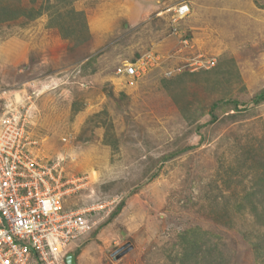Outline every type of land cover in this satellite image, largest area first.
I'll use <instances>...</instances> for the list:
<instances>
[{
  "label": "rangeland",
  "instance_id": "1",
  "mask_svg": "<svg viewBox=\"0 0 264 264\" xmlns=\"http://www.w3.org/2000/svg\"><path fill=\"white\" fill-rule=\"evenodd\" d=\"M128 1L145 22L120 19L106 42L62 40L46 15L0 25V108L26 100L29 133L69 182L65 208L93 222L70 253L77 264H179L180 236L198 229L224 264H255L264 202L254 213L244 200L259 172L242 151L264 148V102H252L264 88V0ZM112 2L72 6L87 23ZM182 3L189 14L176 20ZM221 59L239 75L228 94L203 73ZM134 62L129 87L115 72Z\"/></svg>",
  "mask_w": 264,
  "mask_h": 264
},
{
  "label": "built area",
  "instance_id": "2",
  "mask_svg": "<svg viewBox=\"0 0 264 264\" xmlns=\"http://www.w3.org/2000/svg\"><path fill=\"white\" fill-rule=\"evenodd\" d=\"M189 11L182 3L173 16L180 20ZM115 75L134 86L137 62L122 64ZM25 102L6 100L0 108V264H65L93 222L89 211L65 208L69 182L29 133Z\"/></svg>",
  "mask_w": 264,
  "mask_h": 264
},
{
  "label": "trees",
  "instance_id": "3",
  "mask_svg": "<svg viewBox=\"0 0 264 264\" xmlns=\"http://www.w3.org/2000/svg\"><path fill=\"white\" fill-rule=\"evenodd\" d=\"M27 1L26 4H23ZM76 0H0V25L11 22H17L23 20V22H32L43 15L48 17L47 28L55 30L59 37L65 41H72L74 45H82L86 43L90 36L86 23V18L83 12L76 11L72 4ZM206 75L214 76L212 80L214 82L213 88L216 85L224 83L226 85L223 88V94L231 92V85L234 83L240 84L239 75L234 65L228 60L221 59L216 64V67L210 70H204ZM198 74V73H197ZM197 74H191L192 76H198ZM173 81H169L171 84ZM211 89V90H212ZM252 102L254 104H260L264 102V88L253 96ZM233 111H238L237 103L233 102ZM216 106V105H215ZM76 111V109H75ZM107 139L108 135L105 132L104 139ZM107 145L113 144L110 141H106ZM106 144V143H105ZM253 149H243L242 153L245 159H250L254 163V168L259 172L257 179L255 180V189H251L250 192H245L244 200L247 205L251 206L250 211L257 213L254 202L257 199L264 202V156L260 155L264 151L263 147ZM229 175H238V171L230 169ZM258 197V198H257ZM246 205V206H247ZM122 203L118 205L120 210ZM235 205L237 213L239 210L243 211L246 207L241 205ZM226 204L220 205L219 219L222 224L229 226V215L226 210ZM234 213V211H233ZM236 214V213H234ZM227 221V222H226ZM178 244L182 247V256L177 259L179 264H224V261L220 254L216 253L214 248H205L206 242L203 240V234L198 229H191L186 231L180 236ZM254 247V263L264 264V242L256 243ZM76 257V254H75ZM174 259V260H175ZM259 261V263H257Z\"/></svg>",
  "mask_w": 264,
  "mask_h": 264
},
{
  "label": "crops",
  "instance_id": "4",
  "mask_svg": "<svg viewBox=\"0 0 264 264\" xmlns=\"http://www.w3.org/2000/svg\"><path fill=\"white\" fill-rule=\"evenodd\" d=\"M143 9L144 8H142V5H139V3L138 6H136L135 3H131L128 0H114V2L110 4V8H102V10H98L94 12V14L92 13V16L87 12L86 17L90 39L95 43H97V41L106 42L107 36H116L119 34V28L117 25H114V23L120 19L126 22L125 24H127V26L128 24L136 25L138 20L145 22L147 11L145 12ZM169 10H171V8L167 11Z\"/></svg>",
  "mask_w": 264,
  "mask_h": 264
},
{
  "label": "water",
  "instance_id": "5",
  "mask_svg": "<svg viewBox=\"0 0 264 264\" xmlns=\"http://www.w3.org/2000/svg\"><path fill=\"white\" fill-rule=\"evenodd\" d=\"M127 252H128V251H127ZM65 264H77L75 255L72 254V253H69V254L65 257Z\"/></svg>",
  "mask_w": 264,
  "mask_h": 264
}]
</instances>
